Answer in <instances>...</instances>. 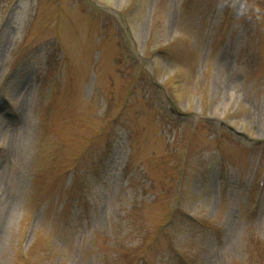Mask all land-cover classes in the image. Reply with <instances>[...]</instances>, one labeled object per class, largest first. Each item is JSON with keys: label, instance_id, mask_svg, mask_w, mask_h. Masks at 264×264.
<instances>
[{"label": "rangeland", "instance_id": "rangeland-1", "mask_svg": "<svg viewBox=\"0 0 264 264\" xmlns=\"http://www.w3.org/2000/svg\"><path fill=\"white\" fill-rule=\"evenodd\" d=\"M0 264H264V0H0Z\"/></svg>", "mask_w": 264, "mask_h": 264}]
</instances>
